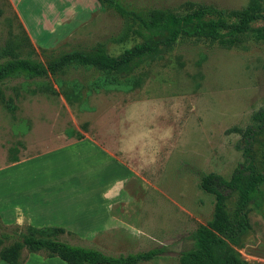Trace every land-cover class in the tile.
Here are the masks:
<instances>
[{
    "label": "rangeland",
    "instance_id": "1",
    "mask_svg": "<svg viewBox=\"0 0 264 264\" xmlns=\"http://www.w3.org/2000/svg\"><path fill=\"white\" fill-rule=\"evenodd\" d=\"M127 1L177 13L188 4L241 10L249 2ZM121 26L95 0H0V60L10 50L45 68L60 53L96 43L116 56L139 42H111ZM254 26L264 27V20ZM263 61L264 41L248 39L232 49L189 41L137 71V85L94 90L97 72L70 66L35 82L4 83L0 231L10 235L4 245L26 226L60 227L65 233L57 239L71 245L110 255L163 246L160 257L138 264H179L189 234L212 213L213 198L199 188L200 177L229 178L244 162L247 129L252 162L264 166V119L251 118L264 109ZM43 83L46 92L37 88ZM248 222L232 248L243 261L264 264V221L250 210ZM20 264L64 263L22 250Z\"/></svg>",
    "mask_w": 264,
    "mask_h": 264
},
{
    "label": "trees",
    "instance_id": "2",
    "mask_svg": "<svg viewBox=\"0 0 264 264\" xmlns=\"http://www.w3.org/2000/svg\"><path fill=\"white\" fill-rule=\"evenodd\" d=\"M95 1L121 19V32L111 38V42L120 43L129 37L137 38L139 42L116 56L108 55L103 43H96L90 49L60 53L48 60L45 68L29 56L22 57L5 50L2 55L7 58L0 60V86L19 78L35 82L34 79L49 73H63L69 66L97 72L92 84L94 90L120 83L137 85V71L164 60L180 43L204 42L232 49L248 39L264 41V27L254 26L264 20V4L258 0H249L241 10H223L212 4H188V10L183 13L169 7L138 6L127 0ZM261 69L264 83V61ZM39 87L42 92L49 90L44 83ZM251 118L254 122H262L264 109ZM249 133L247 129L246 145L242 148L244 162L237 164L228 179L214 173L200 177L199 188L213 198L212 213L205 225H197L189 234L187 248L178 253L179 264H249L232 248L239 245L249 230L250 210L264 221V166L259 169L252 162L247 147ZM231 199L232 204L228 207ZM63 233L65 231L59 227L26 226L17 240L4 245L10 235L6 230L0 231V261L20 264L21 251L25 250L28 253L43 252L48 258H57L64 264H138L154 260L166 250L159 246L110 255L58 240Z\"/></svg>",
    "mask_w": 264,
    "mask_h": 264
},
{
    "label": "crops",
    "instance_id": "3",
    "mask_svg": "<svg viewBox=\"0 0 264 264\" xmlns=\"http://www.w3.org/2000/svg\"><path fill=\"white\" fill-rule=\"evenodd\" d=\"M35 228V227H34ZM37 228V227H36ZM60 228V227H59Z\"/></svg>",
    "mask_w": 264,
    "mask_h": 264
}]
</instances>
